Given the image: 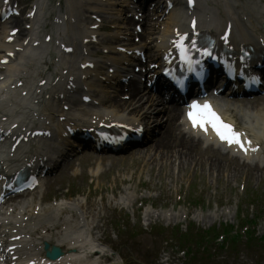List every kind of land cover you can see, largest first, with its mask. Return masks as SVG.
<instances>
[{
	"label": "bare ground",
	"instance_id": "bare-ground-1",
	"mask_svg": "<svg viewBox=\"0 0 264 264\" xmlns=\"http://www.w3.org/2000/svg\"><path fill=\"white\" fill-rule=\"evenodd\" d=\"M108 1L109 2L106 4V6H107L108 13H109L108 14L109 18H106V17L100 15V14L103 15V13L106 12L105 9H98L97 10L98 15L100 16V18H102V20H109V19L113 20L114 17H116L115 19L118 22L121 19L120 14L123 11L122 7L124 6V3L120 2V0H119L118 4L120 7H117V0L116 1L115 0H108ZM217 1L220 3L219 0H217ZM74 2H75V0H74ZM234 2H235L234 0H228V2L226 1V4L223 6L224 11L227 12L226 16H229V14L232 12V6L234 5ZM37 3H39V2H37ZM177 5L179 6L178 1H177ZM96 6H102V5H100L96 1ZM36 7H39V5H36ZM116 8H118V9H116ZM179 10H180V6L178 7V11ZM260 10H261L262 14H260L256 18V21H257L256 28H262V24L264 23V5L262 6V8ZM220 11H221V9H220ZM241 11L243 13H248V11H245L244 8H241ZM97 12L95 11L93 14L97 15ZM177 14H179V12H177ZM232 14L236 15L235 12ZM217 15H218V13H217ZM68 16H72V15L68 14ZM177 18L178 17H176L173 13H171L169 15V17L167 19V27L163 31V35H161L162 39L159 38L162 41H160L159 44H157L154 48L160 49L163 47V41H164L165 36L170 37L172 35V27L171 26L177 25V23L181 22L182 18L179 20ZM122 21L126 22L127 25H130L132 23L131 20H124L123 18H122ZM215 27H218L217 23H215ZM117 28L120 29L119 26H117ZM121 28H124V27L121 26ZM70 29L71 30L69 31L68 36L74 37L73 34L75 32V29H77V27L76 26L73 27V25L70 24ZM121 31L122 30H119L118 32L121 33ZM56 33H53V35H55ZM88 33L94 34V32H91V31H89ZM242 33L248 34L247 30L246 31L243 30ZM65 35H66L65 32H61L60 34H58L60 39H65ZM97 36H100V35H97ZM100 37H102V36H100ZM61 42L64 43L63 41H61ZM53 45H55V44H53ZM35 57H37V56L35 55ZM24 58L27 59V57L24 55H21L18 57L19 65H20V62L22 63V61H24ZM108 60L111 61L112 57L109 56ZM26 62H27V60H26ZM96 65H98L100 67H104L105 63L104 62H98ZM109 67L110 66H107V68H109ZM13 70H19V68L17 67V64L11 65L8 68L7 73L12 72ZM7 73L5 74L6 76H7ZM5 79H7V78H5ZM9 82H10L9 78L7 80H5L4 82H2V84L0 85V89L6 87L9 84ZM135 91L137 92L138 90L135 89ZM103 99L104 98L101 99V101H102L101 105L102 106L104 103H107V101L103 102ZM141 100L142 99H137L136 95H134L130 101H118L117 102L116 100H110V101L108 100L113 105H112V108L109 109L107 112L109 114L113 115L112 117H114L118 121H126V122H130L131 124L135 123L137 120L147 119L146 114L141 110L142 108H140V106L137 105V103H136V102H139ZM132 101H134V104L132 103ZM19 103L21 104L20 100H19ZM131 105L135 111L140 109L141 112L137 113V114H133V115H130V112L128 114H126L125 112H126L127 107H131ZM252 106H256V105H252ZM259 106H261V108H259L260 117H261V119L264 120V104H260ZM256 107H258V106H256ZM228 109H230V108H228ZM176 111L177 110H175V112ZM172 113H173V111H172ZM167 115H168V118L166 120V125L164 124L162 127L163 132H162L161 136L159 138H156L154 140V143H152V145L149 148L145 147L141 150H137L135 153H132L131 156H133V157L137 156V159H139L142 156V154H144L143 160L146 161L145 168H147V169L153 167L154 163H159L161 161H162V166H165V164H172L173 162H177L178 165L180 166V169H184L187 166H190L193 164V166L197 167L199 170H205L207 172L213 171L216 174H219V177L222 175H225L227 180H229V182L231 184H233L234 181L236 180L235 178L240 176L238 174L240 172H242L244 168H242L238 164L230 162V161L225 162L223 160L222 156L217 151H214L212 149H205V150L200 149L198 142H195L194 139L189 137V136H185L183 134H179L177 136L176 132L179 131V128L173 127V123H171V120L173 118L170 119L171 113H167ZM198 149L201 151H199ZM259 172H262L263 174L259 173ZM246 174H248V178L250 177L256 183H258L259 181L264 179V170H256L253 168H247Z\"/></svg>",
	"mask_w": 264,
	"mask_h": 264
},
{
	"label": "snow or ice",
	"instance_id": "snow-or-ice-1",
	"mask_svg": "<svg viewBox=\"0 0 264 264\" xmlns=\"http://www.w3.org/2000/svg\"><path fill=\"white\" fill-rule=\"evenodd\" d=\"M186 39V36H181L174 43L179 52L181 61L187 62L189 65H191V49H189L185 45L184 41ZM192 48H195V41L192 42ZM197 51H200L201 55H211V52L208 49H197ZM191 108L194 111H190L188 113V116L192 122L193 127H199L207 132V126L210 124L222 141H227L230 145L235 143L239 145L242 150H244L245 152L247 151V148H245L244 143L241 140V134L236 132L231 125L225 124L220 119V117L212 110L209 104L205 103L204 105H200L197 103H193L191 105Z\"/></svg>",
	"mask_w": 264,
	"mask_h": 264
},
{
	"label": "rangeland",
	"instance_id": "rangeland-1",
	"mask_svg": "<svg viewBox=\"0 0 264 264\" xmlns=\"http://www.w3.org/2000/svg\"><path fill=\"white\" fill-rule=\"evenodd\" d=\"M114 164H116V166H118L117 168L119 170H121L120 167H126V162L125 161L124 162H120V163H118V161H117V162H114ZM116 166L115 167L113 166L112 170H110V172H108V174H107V175H110L111 178L116 173V172H114L115 170H117L116 169ZM193 175H195V178H194L195 180L193 182V187L191 188L190 193L187 195V199L188 198H191L192 195H195V196L200 195L198 193H200V191L203 189L202 185H198L199 184V177L201 176L200 172H196V174L194 173ZM142 176H143L144 179L151 180V183L153 185H156V186L158 185L159 186L161 184V182H159V180H157L158 177H156L155 175L152 176L150 173L144 172V173H142ZM235 179L236 180L234 181L233 184H231L229 182V185H228V187H226V189H224V187L227 185L225 183V180L222 179V180L218 181L215 184V187H217V190H215L213 188H209V190H207V191L205 190L204 192H202L203 194L200 196V199H197V201L199 203H202V201L205 200V199H207V198H209L211 200V202H215L216 200H220L221 202H224L226 200H230L231 199V196L235 194L236 189H238L237 188L238 187L237 185H238V182L240 181L239 176L237 178H235ZM263 181L264 180L259 181L258 183H256L255 181L249 182L248 185H247V187H246L247 193L254 195V193H255L254 190H256V189L259 190L260 187H261V183ZM61 183L64 184L65 183V180H63ZM200 188H201V190H200ZM167 191H168V189H167Z\"/></svg>",
	"mask_w": 264,
	"mask_h": 264
}]
</instances>
